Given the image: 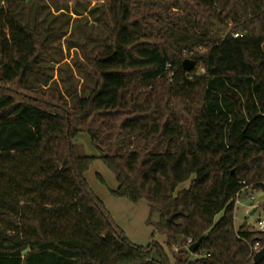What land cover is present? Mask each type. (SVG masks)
Listing matches in <instances>:
<instances>
[{"label":"trees","instance_id":"1","mask_svg":"<svg viewBox=\"0 0 264 264\" xmlns=\"http://www.w3.org/2000/svg\"><path fill=\"white\" fill-rule=\"evenodd\" d=\"M46 2L0 0V264H253L264 233L236 230L234 202L264 192V0H110L94 87L71 107L54 90L17 95L44 75L48 40L18 10ZM81 133L97 158L76 152ZM95 160L116 198L159 216L173 263L113 222L84 178Z\"/></svg>","mask_w":264,"mask_h":264},{"label":"rangeland","instance_id":"2","mask_svg":"<svg viewBox=\"0 0 264 264\" xmlns=\"http://www.w3.org/2000/svg\"><path fill=\"white\" fill-rule=\"evenodd\" d=\"M109 1L47 0L40 8L34 4L19 7L18 18L21 23L33 27L37 20L41 42L48 39L40 63L44 75L32 76L34 91L18 90L17 95H20V99L29 94L48 102L49 98L42 95L44 92L54 90V93H61L63 100L71 107L73 105L71 96L74 92L77 91L81 96H86L90 92L94 87L90 60L96 51L101 49L103 42L111 40V32L107 28L112 25L107 5ZM228 28L231 30L232 26L229 25ZM195 71L202 72V69L197 67ZM73 144L78 155L94 158L99 156L87 134H78ZM84 178L90 190L103 203L113 222L130 243L144 248L156 243L163 247L173 263L167 236L157 228L159 216L154 215L150 218L146 202L133 204L126 199L116 198L112 193L117 190L118 183L100 160L92 163ZM190 185L191 180L179 186L177 193L189 189ZM255 195L260 198L264 193L260 191ZM241 203L234 213L235 228L238 230L244 226L248 231H252L256 229L259 215H249L245 207L248 205L246 197L242 198ZM174 252L179 254L180 249L176 247ZM196 257L192 256L191 259Z\"/></svg>","mask_w":264,"mask_h":264},{"label":"built area","instance_id":"3","mask_svg":"<svg viewBox=\"0 0 264 264\" xmlns=\"http://www.w3.org/2000/svg\"><path fill=\"white\" fill-rule=\"evenodd\" d=\"M256 192H260V191L250 190V188H244L241 192H239L234 202V210H235L234 213H236L238 207L242 205L241 203L242 198L246 197L249 202V206L247 207L249 213L254 212L253 215L256 214L259 215L257 223L255 225L256 229L252 230V232L264 233V195L258 198L255 195ZM234 220H235V215H234ZM192 245H193L192 241L189 240L187 243V247H190ZM261 250L262 248L260 243H256L253 246H250V258L252 259V261L254 260L256 254L259 253Z\"/></svg>","mask_w":264,"mask_h":264},{"label":"water","instance_id":"4","mask_svg":"<svg viewBox=\"0 0 264 264\" xmlns=\"http://www.w3.org/2000/svg\"><path fill=\"white\" fill-rule=\"evenodd\" d=\"M183 69L186 72H192V71H194L196 69V63L194 61H191V60H186V61L183 62ZM172 221H173V217L170 219V222H172ZM203 240H204V237L201 238L195 244H193L189 248V252L191 254H195L199 250ZM263 261H264V248L259 253L256 254V256L254 257V260H253V264H261Z\"/></svg>","mask_w":264,"mask_h":264},{"label":"crops","instance_id":"5","mask_svg":"<svg viewBox=\"0 0 264 264\" xmlns=\"http://www.w3.org/2000/svg\"><path fill=\"white\" fill-rule=\"evenodd\" d=\"M249 206V202H248V205L247 206H245L246 208ZM248 209V208H247ZM253 212H250L249 214L251 215V216H253V214H252Z\"/></svg>","mask_w":264,"mask_h":264}]
</instances>
